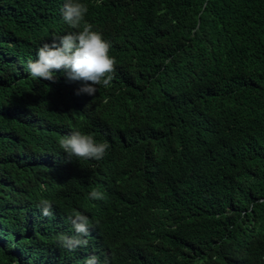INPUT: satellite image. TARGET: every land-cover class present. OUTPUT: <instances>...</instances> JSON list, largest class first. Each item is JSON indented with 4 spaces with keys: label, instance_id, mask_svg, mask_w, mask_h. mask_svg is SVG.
Instances as JSON below:
<instances>
[{
    "label": "trees",
    "instance_id": "1",
    "mask_svg": "<svg viewBox=\"0 0 264 264\" xmlns=\"http://www.w3.org/2000/svg\"><path fill=\"white\" fill-rule=\"evenodd\" d=\"M78 2L116 61L95 96L27 71L65 0H0V264H264V0ZM74 131L105 157L70 160Z\"/></svg>",
    "mask_w": 264,
    "mask_h": 264
},
{
    "label": "clouds",
    "instance_id": "2",
    "mask_svg": "<svg viewBox=\"0 0 264 264\" xmlns=\"http://www.w3.org/2000/svg\"><path fill=\"white\" fill-rule=\"evenodd\" d=\"M88 12L86 5L78 0H65L62 16L63 20L76 31L53 36L51 44L38 45L32 55L33 60L27 63V71L33 78L55 82L54 70H63L69 81H81L76 94L95 96L98 86L108 87L115 71V58L109 55L110 42L102 34L93 30V26L84 22ZM60 148L70 160L91 159L102 160L107 154L109 144L98 143L93 136L74 131L59 141ZM89 198L102 200L103 193L93 189ZM42 216L53 215L52 204L42 199L37 205ZM73 230V235H60L57 244L60 248L74 251L80 246H86V237L90 234V221L88 216L81 212H74L67 217ZM85 264H98L97 257L91 256Z\"/></svg>",
    "mask_w": 264,
    "mask_h": 264
}]
</instances>
